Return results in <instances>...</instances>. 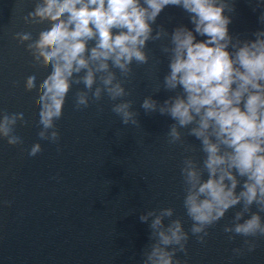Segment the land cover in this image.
Masks as SVG:
<instances>
[{
    "label": "clouds",
    "instance_id": "clouds-1",
    "mask_svg": "<svg viewBox=\"0 0 264 264\" xmlns=\"http://www.w3.org/2000/svg\"><path fill=\"white\" fill-rule=\"evenodd\" d=\"M169 5L181 7L193 28L179 25L169 34L157 25L154 31L157 16ZM225 10L234 11L232 0H33L32 10L21 19L47 26L35 37L32 31L13 33L31 63L46 73L39 83L36 73L23 81L25 92L37 93L38 140L28 156L43 151L40 141L56 144L59 151L56 122L74 85H83L74 93L75 109L107 97L121 124L138 125L133 101L125 99L130 95L125 84L131 81L133 64L159 62L146 49L150 41L161 42L168 71L153 92L163 88L174 95L162 103L145 96L140 107L173 121L167 138L186 153L180 175L191 225L185 230L180 218H172L171 206L143 211L139 220L148 223L150 233L140 264H187L177 254L187 255L190 236L203 245L209 228L230 209L236 210L223 232L229 241L243 238L232 248L234 257L254 252L264 240V28L253 33L255 39L233 37ZM259 21L264 24V11ZM28 124L23 112L0 108V141L23 144L17 127ZM185 136L199 141L201 160L191 154L196 148Z\"/></svg>",
    "mask_w": 264,
    "mask_h": 264
},
{
    "label": "water",
    "instance_id": "water-1",
    "mask_svg": "<svg viewBox=\"0 0 264 264\" xmlns=\"http://www.w3.org/2000/svg\"><path fill=\"white\" fill-rule=\"evenodd\" d=\"M232 3L234 11L224 13L231 17L229 34L240 40L255 39L253 33L264 28L259 21L264 0ZM257 3L261 6L253 11ZM32 7L33 0H0V108L23 112L29 121L17 127L23 144L8 146L0 141V264H140L150 233L148 223L139 220L143 211L171 206L175 209L172 218H180L185 230L191 225L183 208L180 175L186 153L167 138L173 121L158 112L146 114L140 107L145 96L162 103L174 95L163 88L153 92L168 71L161 42L150 41L146 49L159 62L150 59L146 65L133 64L131 81L125 84L130 92L125 99L133 101L138 125L121 124L107 97L75 109L74 93L83 85H74L56 122L59 151L56 144L40 141L43 151L28 156V149L38 140L37 93L25 92L23 81L36 73L39 83L46 73L31 63L13 33L32 31L35 37L47 26L23 22L21 17ZM157 25L169 34L179 25L193 28L188 14L172 5L157 16L154 31ZM196 39L205 37L196 35ZM185 139L195 145L194 158L201 160L199 141L190 136ZM235 210L209 228L203 245L190 236L187 255L178 253L179 258L187 264H264V240L254 252L233 256L232 248L243 238L229 241L223 225L231 221Z\"/></svg>",
    "mask_w": 264,
    "mask_h": 264
}]
</instances>
